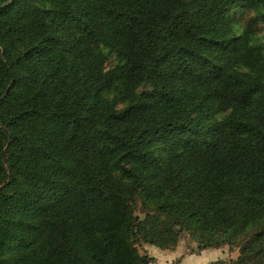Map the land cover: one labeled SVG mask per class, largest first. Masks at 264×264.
Returning a JSON list of instances; mask_svg holds the SVG:
<instances>
[{"label": "trees", "instance_id": "trees-1", "mask_svg": "<svg viewBox=\"0 0 264 264\" xmlns=\"http://www.w3.org/2000/svg\"><path fill=\"white\" fill-rule=\"evenodd\" d=\"M238 7L264 0H0V264H150L140 243L183 233L264 264V44Z\"/></svg>", "mask_w": 264, "mask_h": 264}, {"label": "rangeland", "instance_id": "rangeland-1", "mask_svg": "<svg viewBox=\"0 0 264 264\" xmlns=\"http://www.w3.org/2000/svg\"><path fill=\"white\" fill-rule=\"evenodd\" d=\"M230 17L234 21V30L238 36L244 35L251 44H264V12L238 7L230 13ZM105 52L108 51L105 50ZM118 63L119 59L114 54L109 55L105 64L106 70L114 69ZM107 96L111 100L118 99V108L124 107L125 103L120 101L115 90L109 91ZM137 216L141 219L145 217L140 203ZM138 248L141 254L147 256L151 251V254L161 252L160 248L145 243H140ZM162 251H167L162 253L165 256L158 259L152 257L151 262L153 261L154 264H211L217 261L232 263L240 256V249L237 246L223 245L219 248L200 249L199 244L188 233L181 234L175 248Z\"/></svg>", "mask_w": 264, "mask_h": 264}, {"label": "crops", "instance_id": "crops-1", "mask_svg": "<svg viewBox=\"0 0 264 264\" xmlns=\"http://www.w3.org/2000/svg\"><path fill=\"white\" fill-rule=\"evenodd\" d=\"M151 252H152V251H151ZM151 252L149 253L150 258L154 257V258L158 259V258L161 257V256H165V254H162V253H166L167 251L164 252V251L161 250V252H159V253L155 252V253H157V254H151ZM152 262H153V261H152Z\"/></svg>", "mask_w": 264, "mask_h": 264}, {"label": "built area", "instance_id": "built-area-1", "mask_svg": "<svg viewBox=\"0 0 264 264\" xmlns=\"http://www.w3.org/2000/svg\"><path fill=\"white\" fill-rule=\"evenodd\" d=\"M150 264H154L153 262H151Z\"/></svg>", "mask_w": 264, "mask_h": 264}]
</instances>
